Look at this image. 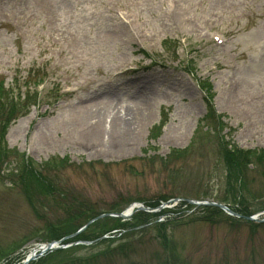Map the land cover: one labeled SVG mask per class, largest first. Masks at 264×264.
I'll use <instances>...</instances> for the list:
<instances>
[{
  "label": "rangeland",
  "instance_id": "1",
  "mask_svg": "<svg viewBox=\"0 0 264 264\" xmlns=\"http://www.w3.org/2000/svg\"><path fill=\"white\" fill-rule=\"evenodd\" d=\"M179 2L0 0V80L25 97L37 88L34 80L47 74L39 106L9 129L8 148L17 152L0 155V264H18L38 251L54 233L48 224H62L68 205L78 206L74 202L107 211L200 197L223 202L240 216L172 202L162 210L178 213L149 222L135 220L136 213L114 237L103 239L113 245L79 249L51 263L95 253L96 264H162L164 258L166 264H264V222L244 218H264L262 168L248 165L239 189L222 157L229 144L264 147V0ZM212 30L227 33V48L208 39ZM190 60L211 88L217 126L208 134H196L206 104ZM227 77L237 82L244 106ZM163 113L166 125L157 132ZM186 149L184 158L165 160ZM23 152L40 170L52 162L46 175L56 194L42 185L30 191L33 196L26 193L29 179L19 169ZM56 157L60 166L54 168ZM63 157L70 161L64 167ZM163 219H171L163 227L167 248L159 230ZM98 227L86 232L99 234ZM93 240L91 247L99 243Z\"/></svg>",
  "mask_w": 264,
  "mask_h": 264
},
{
  "label": "trees",
  "instance_id": "2",
  "mask_svg": "<svg viewBox=\"0 0 264 264\" xmlns=\"http://www.w3.org/2000/svg\"><path fill=\"white\" fill-rule=\"evenodd\" d=\"M201 87L206 91L207 96L209 97V99L211 101L212 100L211 88H210V85L208 84V82L207 81L202 82ZM12 101H13L12 99L10 101H6L4 99L3 88H2V86H0V155H3L4 157H7L8 155H10V152H11L5 146L4 128H6V125L10 120L11 113L17 109H21V108H19L18 105L14 104ZM23 105L24 104H22L21 107H23ZM202 121H203L202 122L203 125L200 126L202 128L197 130L196 134H201L204 131H205L204 133L208 134L210 131H212V132L214 131V128L217 126V124H216L217 121H216V117L214 116V112L212 111L211 106H209L208 113L206 114V116L204 117V119ZM222 126H223V124H222ZM161 127L162 126H157V127H155L154 130L158 132L161 130ZM221 144H223L222 141H221ZM229 146L226 145L222 148V153H223L222 157H223V161L225 163V166H226V169L228 172V176L235 184H237V188L239 187V189H240L242 187V185L244 183L243 181L246 179V176H247V167H248V165L249 166L254 165L253 161L258 163V165L262 168V172L264 174V149L242 150V149H238V148H233V146H231L230 144H229ZM186 151H187V149L184 151L178 150V151H175L174 153H172V151H171L170 154H168V156L165 157V160H167V162H171V161H176L175 159H182V158H184L182 156L184 155V153ZM146 153H148V152H146ZM23 155H22V161L19 165V169H20L21 173L25 174L26 177L29 179L28 185L30 184L29 185L30 189H29V192L26 191V193L29 196H31L32 193H30V191H32V189L33 190H35L37 188L39 189V187L41 185L43 187H47L51 193H54L57 190V189L55 190V184L46 175L47 172L49 173L50 171H53V170L49 169L52 167L51 166L52 162L49 161L45 165L44 168L42 167V169H45V170H40L34 161H32V160L29 161V160L25 159V155L24 156ZM57 158L58 157H56L54 159V164H53L54 168L60 166V163L57 161L58 160ZM161 160H163V159H161ZM59 161L61 162V164L64 167V166H66V163H67L66 161H69V158H64V159L59 160ZM68 163H70V161ZM14 184L19 185V183H17V182H15ZM240 192L243 193L244 191L242 190ZM200 199H203V198L200 197ZM161 200L167 201L168 199L162 198ZM74 204L78 205V206L74 207L73 205H68L69 207L67 208V216L63 220L62 224H60L59 226H56V225L52 226V225L48 224V228L52 229L54 232L51 235V237H48L49 241L58 240V239L66 237V236H70V235L75 234L76 232H78V230L81 227L86 225L91 219H93V218H95V217H97V216H99L105 212L114 213V212H120V211H122V209H124L120 205H113L107 211L106 210H99L96 206H88V205L84 204L83 201H78V203L74 202ZM147 204H148V206H151V207H157L160 205V202H159V200H157V202L155 204H151V203H147ZM183 204H187V203L183 202L182 205ZM188 206H190V205H188ZM190 207H192V206H190ZM202 208H204V209L213 208V210H217V211L222 212V210L217 208V207L203 206ZM261 210H264V206L261 208ZM169 213H178V212H175V211L172 212V210H167V212L166 213L164 212L163 214L167 215ZM154 216L155 215L147 214L145 212H139L135 216V220H143V221L146 220L147 221V219L149 217H154ZM170 220L171 219H166V222L161 223L162 225L159 226L160 227L159 230L161 231L160 235H163V238H165L164 233L167 232V230L163 231V229H164L163 227H165L166 225L169 226ZM122 222H123L122 219H119V218L106 217L105 219L99 220L98 222H96L90 226V228H92L93 226H95V227L101 226V227H98L99 228L98 230H100L99 234H97L96 231H94L95 229L86 232V230L90 229V228H88L84 232H82L81 234L77 235V237L73 238L71 240V242L94 241L93 239H97L104 234H107V233L114 231V230H119L118 228L123 224ZM147 222H149V221H147ZM53 227H58V228L54 229ZM123 230H125V229H123ZM123 230L120 231L119 234H122ZM102 232H103V234L101 235ZM90 235H92L91 238L89 237ZM98 242H99L98 245L96 244L95 246H92V247L86 246V245H78V246H72L70 249L60 250V251L58 250V251H55L54 253L48 255L46 258L41 259L37 262H33L32 264H52L51 262L55 259V257H58V258L61 256L70 257L72 254H74L79 249H82V250L85 249V250L93 251V250H95V249H93L94 247L101 246L103 243L111 244V245L114 244L113 243L114 240H111V241L109 240V242H107V240H99ZM166 246H167V243H166L165 247ZM170 249H171V246H170ZM97 256H98V254L93 253L90 257H86V258L81 259V260L71 261V259H70L69 261H67L65 259L64 264H68V263L69 264H96L94 259H96ZM161 263L166 264L165 258H164V260L161 259ZM58 264H60V262H58Z\"/></svg>",
  "mask_w": 264,
  "mask_h": 264
},
{
  "label": "water",
  "instance_id": "3",
  "mask_svg": "<svg viewBox=\"0 0 264 264\" xmlns=\"http://www.w3.org/2000/svg\"><path fill=\"white\" fill-rule=\"evenodd\" d=\"M175 201H177V200H175ZM186 201H188L190 203H195V204H198V205H212V206H217L219 208H222L223 210H226V211H229L230 212V210L228 208H226L222 204H218V203H205V202L204 203L203 202H199V203L197 202L196 203V202H194L192 200H186ZM137 210H146V209L143 206L140 205V206L137 207ZM230 213L232 214V212H230ZM131 214H132V209L128 213L118 214V216H120L122 218H128ZM103 216H105V215H102L101 217H103ZM52 247H53L52 244L47 245V249H51Z\"/></svg>",
  "mask_w": 264,
  "mask_h": 264
},
{
  "label": "bare ground",
  "instance_id": "4",
  "mask_svg": "<svg viewBox=\"0 0 264 264\" xmlns=\"http://www.w3.org/2000/svg\"><path fill=\"white\" fill-rule=\"evenodd\" d=\"M118 129V128H117Z\"/></svg>",
  "mask_w": 264,
  "mask_h": 264
}]
</instances>
